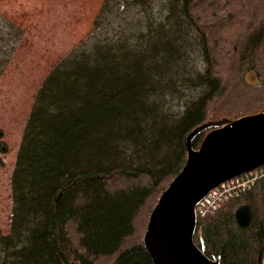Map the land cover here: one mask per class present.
I'll return each mask as SVG.
<instances>
[{
    "label": "trees",
    "instance_id": "16d2710c",
    "mask_svg": "<svg viewBox=\"0 0 264 264\" xmlns=\"http://www.w3.org/2000/svg\"><path fill=\"white\" fill-rule=\"evenodd\" d=\"M263 108L264 0H104L91 34L35 94L0 264H152L142 237L188 133ZM257 171L249 189L197 217L194 242L220 264H264Z\"/></svg>",
    "mask_w": 264,
    "mask_h": 264
},
{
    "label": "water",
    "instance_id": "95a60500",
    "mask_svg": "<svg viewBox=\"0 0 264 264\" xmlns=\"http://www.w3.org/2000/svg\"><path fill=\"white\" fill-rule=\"evenodd\" d=\"M204 131L193 147V138ZM185 144L184 165L152 208L142 243L152 264H220L194 242L196 206L221 183L264 166V108L235 119L207 120L188 133ZM250 217L245 205L234 212L242 228Z\"/></svg>",
    "mask_w": 264,
    "mask_h": 264
},
{
    "label": "rangeland",
    "instance_id": "374dc122",
    "mask_svg": "<svg viewBox=\"0 0 264 264\" xmlns=\"http://www.w3.org/2000/svg\"><path fill=\"white\" fill-rule=\"evenodd\" d=\"M19 1L22 4L11 0H0V130L2 132L0 139V228L4 234H8L10 228L12 206L10 181L23 128L39 82L56 61L65 42L62 34L59 35L63 42L60 44L58 38L54 40L52 36H45L41 40L34 32H31L30 38L27 39L29 41L27 49L18 51L24 38L23 31L21 32L7 15L19 18L29 14L30 7L36 3V0H30V2L26 0L24 3ZM47 31H50V28ZM23 52L27 54H22ZM13 60L21 64H33L34 69L28 72L26 69H19L6 75L5 72L9 70V64ZM247 79L252 81L253 74L248 75ZM7 80L10 82L8 83ZM2 146L5 150L1 149ZM257 170H254L256 172L253 176L258 174ZM250 179L248 175V180ZM246 181L245 178L239 179V182L245 185L244 190L251 187L250 182ZM234 191L233 189L232 192ZM221 198L220 205L222 206L228 200H224L223 196Z\"/></svg>",
    "mask_w": 264,
    "mask_h": 264
},
{
    "label": "crops",
    "instance_id": "0c3cea01",
    "mask_svg": "<svg viewBox=\"0 0 264 264\" xmlns=\"http://www.w3.org/2000/svg\"><path fill=\"white\" fill-rule=\"evenodd\" d=\"M12 2L21 3L19 0H11ZM23 3L26 0H21ZM30 2V0H27ZM104 0H36L35 5L30 7L29 14L13 18L7 15L14 22L21 32L23 31V39L19 45L18 51L27 49L31 32L43 40L45 36H52L59 43H63L60 34L63 35L65 42L62 49L57 55L56 61L50 66L35 91L37 92L43 79L49 71L69 52L82 43L92 32L93 24L101 5ZM22 4V3H21ZM50 28V31L47 29ZM18 53V52H16ZM27 54V53H22ZM9 70L5 74H12V71L26 69L27 72L34 69L33 64L17 63L14 60L10 62ZM3 80V79H2ZM9 83L10 80H7ZM2 83V81H1ZM35 97V95H34ZM33 97V98H34ZM34 100V99H33Z\"/></svg>",
    "mask_w": 264,
    "mask_h": 264
},
{
    "label": "built area",
    "instance_id": "2783aa9c",
    "mask_svg": "<svg viewBox=\"0 0 264 264\" xmlns=\"http://www.w3.org/2000/svg\"><path fill=\"white\" fill-rule=\"evenodd\" d=\"M256 171L247 172L239 177L230 179L221 183L219 186L211 190L196 206L197 216H205L207 213L216 210L219 208L222 202V196L224 200H229L233 196H237L241 192L244 191L245 185L242 182H239V179L245 178L247 179V183L253 184L255 176L253 173ZM248 175H250L251 179L248 180ZM235 190L234 193L232 190Z\"/></svg>",
    "mask_w": 264,
    "mask_h": 264
},
{
    "label": "flooded vegetation",
    "instance_id": "af4514ba",
    "mask_svg": "<svg viewBox=\"0 0 264 264\" xmlns=\"http://www.w3.org/2000/svg\"><path fill=\"white\" fill-rule=\"evenodd\" d=\"M0 131H1V130H0ZM0 139H1V138H0ZM1 149H2V150H5V147H4V146H2V147H1Z\"/></svg>",
    "mask_w": 264,
    "mask_h": 264
},
{
    "label": "bare ground",
    "instance_id": "6f19581e",
    "mask_svg": "<svg viewBox=\"0 0 264 264\" xmlns=\"http://www.w3.org/2000/svg\"><path fill=\"white\" fill-rule=\"evenodd\" d=\"M109 264V263H108Z\"/></svg>",
    "mask_w": 264,
    "mask_h": 264
}]
</instances>
